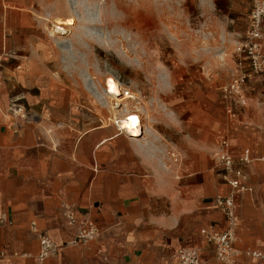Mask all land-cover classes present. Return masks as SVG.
Wrapping results in <instances>:
<instances>
[{"label":"crops","instance_id":"obj_1","mask_svg":"<svg viewBox=\"0 0 264 264\" xmlns=\"http://www.w3.org/2000/svg\"><path fill=\"white\" fill-rule=\"evenodd\" d=\"M57 1L0 0V264H172L183 247L210 261L213 245L200 232L227 227L215 201L233 192L218 161L223 151L246 187L233 194L238 224L228 264H264L250 255L264 254V69L252 73L245 59L239 67L235 54L249 8L243 28L237 11L233 25L221 23L228 48L197 61L202 78L180 127L130 136L86 84L66 76L46 31ZM210 71L218 74L211 79ZM238 73L249 75L240 96L210 91ZM245 152L252 161L240 163ZM64 206L76 225L97 231L92 242L73 243ZM41 237L60 252L38 263Z\"/></svg>","mask_w":264,"mask_h":264},{"label":"rangeland","instance_id":"obj_2","mask_svg":"<svg viewBox=\"0 0 264 264\" xmlns=\"http://www.w3.org/2000/svg\"><path fill=\"white\" fill-rule=\"evenodd\" d=\"M252 6L253 0H58L45 21L54 37L51 46L69 67L66 76L86 84L107 104L111 123L132 114L141 127L163 131L182 124L202 78L197 61L212 62L228 48L221 23L233 25L230 17L237 11V27L243 28ZM54 19L69 23L67 34L53 32ZM217 74L208 73L211 79ZM108 77L133 99L119 104L110 98L103 90ZM229 84L221 92L219 87L210 91L229 97L224 92Z\"/></svg>","mask_w":264,"mask_h":264},{"label":"built area","instance_id":"obj_3","mask_svg":"<svg viewBox=\"0 0 264 264\" xmlns=\"http://www.w3.org/2000/svg\"><path fill=\"white\" fill-rule=\"evenodd\" d=\"M264 40V0H253V6L250 11L249 27L243 41L239 42L235 48V54L238 56V66L241 67V60L245 59L251 68L252 73H260L264 69V54L261 51V42ZM249 75L238 73L233 77L231 83L224 92L227 95L240 96ZM117 125V121L114 122ZM118 128V127H117ZM225 149L227 143L222 142ZM218 161L224 172L228 175L225 180L227 185L233 191L227 197H217L216 206L223 214L227 227L218 233H207L201 230L207 242L213 245L214 255L210 261L201 258V249L199 248H179L174 250L170 255L172 264H228L231 261L233 244L236 241V227L238 218L235 213L234 192L244 191L246 187L242 184V178L239 172L234 171V161L232 157L223 151L218 155ZM252 159L245 152L239 160L240 163H249ZM62 216L68 227L75 228L74 244H88L92 242L97 231L89 225H76L74 211L69 206H64ZM40 248L37 256L38 263L45 259L54 257L60 252V248L48 237H41ZM250 255L254 258L264 260V254L252 252Z\"/></svg>","mask_w":264,"mask_h":264},{"label":"bare ground","instance_id":"obj_4","mask_svg":"<svg viewBox=\"0 0 264 264\" xmlns=\"http://www.w3.org/2000/svg\"><path fill=\"white\" fill-rule=\"evenodd\" d=\"M53 32L59 35H65L67 34L66 28L69 26L68 22H60L59 20H54L53 22ZM99 43H102V41H98ZM104 90L105 92L109 95L110 98H113L117 103L124 102L130 99H133V97L127 93L125 96L122 95L121 93V88L118 85V83L112 79L111 77H108L105 80L104 84ZM105 93V94H106ZM122 95L123 98L121 97H116ZM121 99V100H120ZM120 104V103H119ZM116 118V117H114ZM117 127L124 131L126 134L130 136H139L142 130V127L139 122V118L134 116V115H128L125 119L117 121Z\"/></svg>","mask_w":264,"mask_h":264}]
</instances>
